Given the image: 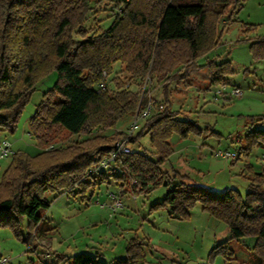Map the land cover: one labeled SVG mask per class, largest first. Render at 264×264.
I'll use <instances>...</instances> for the list:
<instances>
[{
  "label": "trees",
  "instance_id": "trees-1",
  "mask_svg": "<svg viewBox=\"0 0 264 264\" xmlns=\"http://www.w3.org/2000/svg\"><path fill=\"white\" fill-rule=\"evenodd\" d=\"M88 2L0 0V131H14L34 86L52 72L56 81L42 95L29 120L30 133L39 148L61 140L64 134L87 136L97 128H114L141 108L137 93L121 89L116 79L114 91H97L103 71L109 75L112 66L119 63L138 86L148 77L151 82H162L163 94L171 81L186 88L189 71L219 44L221 20L231 18V22L244 0H124L116 4L119 12L111 24L91 33L81 28L91 9ZM229 8L235 13L226 16ZM75 34L79 41L74 40ZM253 44L264 45V40ZM203 67L209 86L225 85L233 73L227 62L209 61ZM255 121L264 122V116ZM204 131L193 122L179 120L165 101L144 120L138 133L129 137V143L135 144L148 135L156 159L137 152L121 155L115 159L121 173L108 172V177L120 181L122 187L135 180L140 191L167 186L161 166L173 153L171 136L186 138ZM126 138L123 132H115L48 149L34 157L14 153L0 180V227H8L19 237L20 219L26 217L29 232L25 242L34 250L39 246L34 233L40 237L54 231L43 216L50 205L44 196L71 191L75 186L81 194L94 189L91 170L111 154L115 142ZM255 145L264 146V129L247 132L238 155L248 156ZM245 169L248 191L244 199L234 189L215 193L176 173L179 182L155 207L183 220L199 202L203 211L226 223L231 239L255 237L245 264H264V171ZM100 172L98 179L103 182L106 174ZM211 254L229 257L233 252L220 244ZM56 258L65 264H103L85 253ZM138 259L129 243L125 259L115 264H134Z\"/></svg>",
  "mask_w": 264,
  "mask_h": 264
},
{
  "label": "rangeland",
  "instance_id": "rangeland-1",
  "mask_svg": "<svg viewBox=\"0 0 264 264\" xmlns=\"http://www.w3.org/2000/svg\"><path fill=\"white\" fill-rule=\"evenodd\" d=\"M88 1L91 9L81 28L91 33L106 29L119 12L116 4L124 0ZM228 10L226 16L235 13L232 8ZM230 20H221L219 44L197 61V68L190 70L193 71L192 76L189 71L186 88L171 81L163 94L162 82H151L148 77L138 86L129 80L130 75L119 63L114 64L112 72L107 75V89L114 91L115 79L118 80L122 84L121 89L137 93L139 108L150 104L155 112L166 101L178 112L179 120L193 122L205 130L201 135H188L186 138L176 134L171 136L173 153L161 166L167 186H149L147 190L140 191L135 180H129V186L122 187L120 181L108 177V172L116 173L112 166L101 170L106 174L105 181L101 182L98 179L101 172L95 174L99 166L95 167L91 170L96 181L94 191L89 188L81 194L78 192L80 188L75 186L71 191L44 196L50 205L43 216L54 231L40 237L34 233V242L39 244L34 250L25 242L29 232L26 217L20 219L19 237L8 227H0V257L6 259L7 264H65L56 256L69 257L80 253L97 256L103 264H115L125 259L129 243L139 254L138 262L134 264L247 262L255 237L231 239L226 223L203 211L199 202L189 209L188 217L183 220L173 219L166 209L155 207L164 199L167 190L179 182L176 173L184 176L187 182L215 193L234 189L244 199L248 191L245 166L251 167L253 172L264 171V163L260 161L264 146H253L248 156L238 155L240 146H244L245 134L264 129V122L255 121L257 117L264 116V45L253 44L264 40V0H244ZM73 38L75 41L81 39L77 34ZM209 61L231 65L233 73L225 79V85L209 86L207 71L203 67ZM56 78V73L52 72L37 82L14 131H0V141L6 140L13 153L22 152L34 157L42 151L66 147L86 138L110 136L115 132L126 134L136 113L141 111L137 109L134 116L124 117L114 128H97L87 136L69 137L64 134L61 140L39 148L30 133L29 120L42 95L52 88ZM234 89L241 92L240 97L229 96ZM217 90H222V94H216ZM143 122H138L132 136L138 133ZM129 147L132 152L156 159L148 135H143L138 143H129ZM217 151L234 152L238 157L235 160L224 159L216 156ZM11 160L12 157L0 161V180ZM111 195L121 204L114 212L110 210ZM220 244H226L233 255L211 254L213 248Z\"/></svg>",
  "mask_w": 264,
  "mask_h": 264
},
{
  "label": "built area",
  "instance_id": "built-area-1",
  "mask_svg": "<svg viewBox=\"0 0 264 264\" xmlns=\"http://www.w3.org/2000/svg\"><path fill=\"white\" fill-rule=\"evenodd\" d=\"M107 79H108V76L106 72L103 71L101 73V80L96 85L97 91L104 90L107 88ZM215 93L220 95L222 94V90H217ZM229 96L230 97L231 96L240 97L241 92L238 89H234L229 93ZM152 112H153L152 106L150 104H147L141 109L140 112L136 113L135 117L133 118V124L131 125V128L129 129L128 132H126L127 138L123 141H118L114 144L110 156L101 161L99 167L95 170V174L96 172H100L102 169L110 168V166H112L113 170L116 173H119V174L121 173L118 164L115 165L114 159L121 155L130 154L132 152L131 148L129 147V137L132 136L133 131L137 127L138 122L140 120H145L146 118H148ZM13 154L14 153L11 150L10 144L6 140H1L0 141V161L6 160L12 157ZM216 156L224 158V159H229V160H235L238 157L234 152H229V151L227 152L217 151ZM260 161L264 163V155L261 156ZM111 199H112V205L110 207V210L114 212L116 208L121 207V204H120V201L116 197L112 196ZM0 264H7V260L0 257Z\"/></svg>",
  "mask_w": 264,
  "mask_h": 264
},
{
  "label": "crops",
  "instance_id": "crops-1",
  "mask_svg": "<svg viewBox=\"0 0 264 264\" xmlns=\"http://www.w3.org/2000/svg\"><path fill=\"white\" fill-rule=\"evenodd\" d=\"M192 73H193V71H190V76H192ZM189 85H190V83H189ZM170 108H171L172 111H174V110H173V106H171ZM175 112H177V111H175ZM177 113H178V112H177ZM93 191H94V189H93ZM94 205H97V202H95ZM100 208L104 209V207H102V206H100ZM95 257H97V256H95ZM97 258H98V257H97Z\"/></svg>",
  "mask_w": 264,
  "mask_h": 264
}]
</instances>
